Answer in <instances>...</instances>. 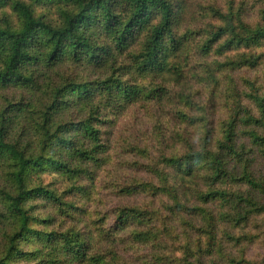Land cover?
I'll return each instance as SVG.
<instances>
[{
  "label": "trees",
  "instance_id": "1",
  "mask_svg": "<svg viewBox=\"0 0 264 264\" xmlns=\"http://www.w3.org/2000/svg\"><path fill=\"white\" fill-rule=\"evenodd\" d=\"M0 264H264V0H0Z\"/></svg>",
  "mask_w": 264,
  "mask_h": 264
},
{
  "label": "rangeland",
  "instance_id": "2",
  "mask_svg": "<svg viewBox=\"0 0 264 264\" xmlns=\"http://www.w3.org/2000/svg\"><path fill=\"white\" fill-rule=\"evenodd\" d=\"M197 1L199 2V4L209 3V0H197ZM132 111L133 110H129L127 111V113L123 114L121 117L115 119L114 121L115 128L113 130L116 134L115 138L121 137L122 139V137H124V135L126 136V134H127V137L131 136L135 131L142 130L146 126L142 119L144 120H147V119L142 115L140 116L135 115ZM140 126L142 127L140 128ZM129 171L130 173H135L133 169H130ZM116 200L117 199H114L113 201L115 202Z\"/></svg>",
  "mask_w": 264,
  "mask_h": 264
}]
</instances>
